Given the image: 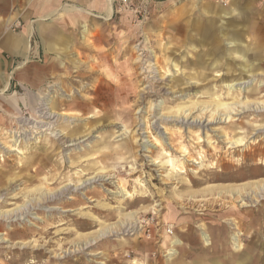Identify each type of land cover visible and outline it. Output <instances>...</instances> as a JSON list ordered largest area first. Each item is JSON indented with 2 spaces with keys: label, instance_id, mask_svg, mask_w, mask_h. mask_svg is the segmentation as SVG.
Instances as JSON below:
<instances>
[{
  "label": "rangeland",
  "instance_id": "1",
  "mask_svg": "<svg viewBox=\"0 0 264 264\" xmlns=\"http://www.w3.org/2000/svg\"><path fill=\"white\" fill-rule=\"evenodd\" d=\"M121 1L32 18L70 50L32 32L38 87L0 93V264H264V195L224 193L264 182V0Z\"/></svg>",
  "mask_w": 264,
  "mask_h": 264
},
{
  "label": "crops",
  "instance_id": "2",
  "mask_svg": "<svg viewBox=\"0 0 264 264\" xmlns=\"http://www.w3.org/2000/svg\"><path fill=\"white\" fill-rule=\"evenodd\" d=\"M62 1L64 0H0V93L5 92L12 85V80H15L19 85L28 84L38 87L37 82L29 80L30 71L29 69L26 70V65H28L31 60L30 58L33 50L31 47L32 32L33 34H36L39 39H43V44L46 43L48 50L54 53V61L56 62L55 64L57 66L62 64V62L60 63L57 60L62 59V56L67 54L70 50L69 44H66L64 47L58 46L63 44V37H61V31L58 25L52 27L53 38L50 40V42H48L47 34L51 33L49 32L51 26L42 25L37 22L38 20L36 21V24L35 20H32L33 16H47L49 13L53 15L56 12L59 14L63 13L65 15L64 20H66L67 24L72 25L73 27L79 29L80 32L84 33V29L87 28L88 25L86 15H90L91 12L85 8L68 5H61L60 8L56 9L57 11L51 10L50 6H52V4H55L54 7H56V5L58 3L61 4ZM70 1L83 4L90 2L89 8L92 7V9L102 10L104 13H106V16L110 5L112 7V0ZM229 4L239 11V7L237 6L238 1L229 0ZM16 7L23 8V17L26 20V25L24 26L21 33L8 31V22L5 20V18L1 17L2 14L6 13L7 10L11 12V10L14 11ZM247 12H249V9ZM18 15V13H15V17H18ZM79 19H83V21L78 22ZM235 36L236 37L232 38L239 39V36ZM37 44L38 48L40 49V43L38 42ZM5 55L7 58L4 57ZM19 58L21 61H19L18 65L14 68V65H12L10 60H18Z\"/></svg>",
  "mask_w": 264,
  "mask_h": 264
},
{
  "label": "bare ground",
  "instance_id": "3",
  "mask_svg": "<svg viewBox=\"0 0 264 264\" xmlns=\"http://www.w3.org/2000/svg\"><path fill=\"white\" fill-rule=\"evenodd\" d=\"M108 14L110 15V14H112V7H111V5H110V7H109V9H108ZM232 14H238V11H237V9L236 8H233V7H231L230 8V10H224V13H223V15L224 16H231ZM239 41L238 40H232L231 41V44L232 45H236V44H239L238 43ZM237 55V54H236ZM239 58H243L244 57V54H242L241 52H239L238 53V55H237ZM195 83V82H194ZM233 88V87H232ZM231 88V89H232ZM193 104H195V103H193ZM208 106V105H207ZM223 106H225V105H223ZM222 107V104L220 105V108ZM230 107V106H229ZM219 108V109H220ZM218 109V110H219ZM221 112V111H220ZM218 113V112H217ZM221 114V113H220ZM219 116V115H218ZM230 116V117H229ZM226 118L228 119V120H230L231 119V112H229V113H227L226 114ZM36 125V124H35ZM263 130V129H262ZM259 144H261V143H259ZM231 145L232 146H236V147H241V146H243L244 145V139L243 138H235V141L234 142H232L231 143ZM259 151L261 152V148H259ZM236 153V152H235ZM189 155V154H188ZM245 155V154H244ZM257 156H259V154L258 153H252V154H246L245 155V160L241 163V165H239V166H235V167H237V168H235V169H237V170H244L245 172H247V171H249L250 170V163L251 162H253L256 158H257ZM200 158V157H199ZM227 163V162H226ZM228 165H229V163H227ZM171 165V164H170ZM176 166V165H175ZM230 167H232L233 168V165H231ZM177 169V168H176ZM185 169V168H184ZM172 170V169H171ZM181 171V170H180ZM185 172V171H184ZM183 171L182 172H178V173H184ZM260 173L259 172H256L255 171V175L254 174H252L251 175V177H256V176H258ZM244 175H245V173H244ZM243 178V176L242 175H239V176H237L236 177V180L237 181H240L241 179ZM66 189V188H65ZM68 191V190H67ZM247 191H250V192H253L254 194H256V195H264V182H261V183H256V184H252V185H248V186H245V187H242V188H240V189H238V190H228V191H225L224 193H229V194H232V193H234V192H237L238 194H241V193H247ZM64 192V191H63ZM212 192V191H211ZM214 192V191H213ZM212 192V193H213ZM205 193H207V192H205ZM243 201V200H242ZM131 225V224H130ZM133 228V227H132ZM203 235H202V238L204 239V241H206L205 243H207V244H209V236L206 234V233H202ZM103 237V236H102ZM232 239H233V241H234V247H236L235 249H242V247H241V244H240V235L239 234H237V235H234L233 237H232ZM176 242V241H175ZM175 242H173V241H170L169 243L170 244H175ZM180 244V243H179ZM171 251H174L173 249H171ZM176 252V251H175Z\"/></svg>",
  "mask_w": 264,
  "mask_h": 264
},
{
  "label": "built area",
  "instance_id": "4",
  "mask_svg": "<svg viewBox=\"0 0 264 264\" xmlns=\"http://www.w3.org/2000/svg\"><path fill=\"white\" fill-rule=\"evenodd\" d=\"M121 4L123 5V8H125V7H129V2H128V0H122V1H121ZM167 232H168L169 234L172 233L171 230H168Z\"/></svg>",
  "mask_w": 264,
  "mask_h": 264
}]
</instances>
